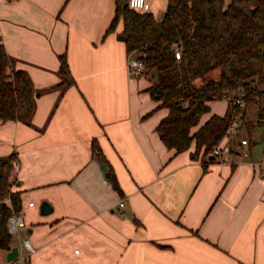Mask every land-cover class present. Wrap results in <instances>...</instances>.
<instances>
[{"label":"crops","instance_id":"0c3cea01","mask_svg":"<svg viewBox=\"0 0 264 264\" xmlns=\"http://www.w3.org/2000/svg\"><path fill=\"white\" fill-rule=\"evenodd\" d=\"M115 11L116 0H0V41L35 89L30 123L0 122V155L20 162L12 190L27 223L12 247L21 254L31 238L25 264H264V139L241 145V130L234 147L249 155L213 159L203 148L194 156L195 142L167 147L156 127L169 109L128 67L123 20L107 33ZM63 53L75 80L66 88ZM209 103L193 131L229 101Z\"/></svg>","mask_w":264,"mask_h":264},{"label":"trees","instance_id":"16d2710c","mask_svg":"<svg viewBox=\"0 0 264 264\" xmlns=\"http://www.w3.org/2000/svg\"><path fill=\"white\" fill-rule=\"evenodd\" d=\"M128 1L116 0L107 33L123 20L128 53L135 52L143 64L139 74L151 81L147 89L160 101L157 107L169 109L156 127L166 146L181 152L195 142L194 156L203 148L204 155L211 157L212 147L223 138L235 112H242L240 131H245L253 145L255 127L264 126V106L255 118L249 114L250 104L264 94V0H230L228 4L226 0H168L161 18L152 10L130 7ZM176 47L181 48V58L175 55ZM60 61V85L66 88L75 80L66 53L60 55ZM215 69H219V77H208ZM198 78L203 80L200 86L195 84ZM238 90L245 92L244 108L228 100L224 115L214 113L192 130L211 110V100ZM34 110L33 81L26 70L16 67L0 41V122L30 123ZM92 148L106 168L107 179L121 191L114 168L96 138ZM16 156V152L0 155V249L12 247L8 217L22 208L21 192L12 190L17 179L10 177ZM7 196L11 202L6 201Z\"/></svg>","mask_w":264,"mask_h":264},{"label":"built area","instance_id":"2783aa9c","mask_svg":"<svg viewBox=\"0 0 264 264\" xmlns=\"http://www.w3.org/2000/svg\"><path fill=\"white\" fill-rule=\"evenodd\" d=\"M130 7L141 11H150L152 6L149 0H129L128 1ZM175 55L177 58H181L182 51L180 47L175 48ZM127 64L130 69L135 70L137 73H141L143 71V64L136 57L135 52H131L128 54ZM245 92L243 90H238L235 94L225 95V98L231 100L234 104L239 105L244 108L246 106V101L244 99ZM242 123V112H235L231 118L230 124L228 125L226 132L216 145H214L210 151V154L215 157H225L228 154L237 153L242 154L243 156H248V150L239 151L237 147H234V143L236 142V137L239 135L240 126ZM241 145H248L249 141L247 137H241L239 140ZM236 148L237 151L233 149ZM20 169V162L17 158H14L12 161V176L15 178V173H17ZM7 202H11V197H6ZM124 202L121 200L120 205H123ZM29 205H34V201H30ZM8 230L12 235H16L19 233V230L27 225L26 220L23 216L22 209L14 210L8 217ZM23 246L27 249L28 253H33L36 251L35 246L33 245L31 238L28 235H25L22 239ZM76 252H79V248L75 249ZM19 260L23 261L26 256H20ZM17 257V258H18Z\"/></svg>","mask_w":264,"mask_h":264},{"label":"rangeland","instance_id":"374dc122","mask_svg":"<svg viewBox=\"0 0 264 264\" xmlns=\"http://www.w3.org/2000/svg\"><path fill=\"white\" fill-rule=\"evenodd\" d=\"M151 2L152 11L156 16H162L164 15L166 8H167V2L168 0H149ZM136 55V53H135ZM220 74L219 69H215L208 73V77L212 78H218ZM203 80L202 78H198L195 80V84L197 86H200L202 84ZM264 87V84L262 85ZM264 106V94L261 97L260 101H254L249 106V114L252 118H255L258 114V111L260 110V107ZM264 127L263 126H256L255 132H254V138L256 141H258L257 146H261L263 144L264 139ZM13 242L17 241V236L12 237ZM27 256L28 251L25 247L22 248L20 256ZM25 262H29V259L26 257L23 261L19 260V257L12 260L7 261L6 259V251L4 249H0V264H25Z\"/></svg>","mask_w":264,"mask_h":264},{"label":"water","instance_id":"95a60500","mask_svg":"<svg viewBox=\"0 0 264 264\" xmlns=\"http://www.w3.org/2000/svg\"><path fill=\"white\" fill-rule=\"evenodd\" d=\"M119 38L123 40H127V36L124 34H120ZM211 158H214V156L212 155ZM41 210L43 213H49L52 211V207L49 205V203L43 202L41 205ZM19 254H20L19 246L15 245L7 252V260L12 261L16 259L19 256Z\"/></svg>","mask_w":264,"mask_h":264}]
</instances>
